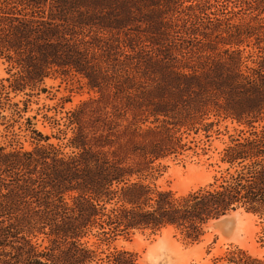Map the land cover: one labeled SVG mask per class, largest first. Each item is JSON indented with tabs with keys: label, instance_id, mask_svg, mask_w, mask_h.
I'll return each instance as SVG.
<instances>
[{
	"label": "trees",
	"instance_id": "16d2710c",
	"mask_svg": "<svg viewBox=\"0 0 264 264\" xmlns=\"http://www.w3.org/2000/svg\"><path fill=\"white\" fill-rule=\"evenodd\" d=\"M0 63V264H139L109 245L168 227L196 243L238 210L264 223V0H0ZM58 74L111 89L107 136L88 138L84 107L45 115L56 134L25 117ZM228 119L244 130L226 177L182 197L152 183L184 135Z\"/></svg>",
	"mask_w": 264,
	"mask_h": 264
},
{
	"label": "rangeland",
	"instance_id": "374dc122",
	"mask_svg": "<svg viewBox=\"0 0 264 264\" xmlns=\"http://www.w3.org/2000/svg\"><path fill=\"white\" fill-rule=\"evenodd\" d=\"M5 68L0 63L1 79L8 77ZM43 87L45 92L32 98L25 116L35 118L33 123L36 129L48 135L56 134L57 130L44 119L45 115L60 121L68 112L84 107L82 125L88 138L100 140L107 136L112 121L110 113L119 103L114 99L111 89L103 87L100 91H91L79 76L59 74L46 79ZM17 100L22 98L18 97ZM130 119L131 113L126 120L119 121L117 128V131L124 133L120 140L123 149L130 148L140 140L139 137L126 135L124 131ZM23 123L24 120L20 121L14 130L19 132L18 128ZM241 130L244 127L228 119L220 121L208 139L203 131L184 135V149L156 163H160L163 169L152 183L159 189L182 197L226 177L229 165L222 161L224 150L233 139L238 138ZM3 134V127H0V135ZM67 137H71L70 132H67ZM26 141L20 139V143L28 147ZM131 159L138 160L136 156H131ZM263 224L256 216L238 210L223 222L210 223L203 229V236L196 243L186 240L179 231L168 227L158 232L131 231L126 236L116 238L109 249L130 252L139 264H227L226 256L238 251L245 252L252 259L264 261L261 242Z\"/></svg>",
	"mask_w": 264,
	"mask_h": 264
}]
</instances>
